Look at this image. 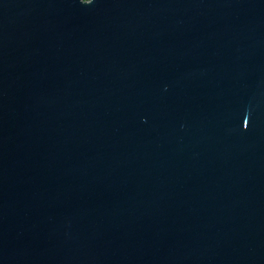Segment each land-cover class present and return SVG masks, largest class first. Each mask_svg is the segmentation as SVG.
I'll use <instances>...</instances> for the list:
<instances>
[{
  "label": "water",
  "instance_id": "water-1",
  "mask_svg": "<svg viewBox=\"0 0 264 264\" xmlns=\"http://www.w3.org/2000/svg\"><path fill=\"white\" fill-rule=\"evenodd\" d=\"M0 264H264V0H0Z\"/></svg>",
  "mask_w": 264,
  "mask_h": 264
}]
</instances>
